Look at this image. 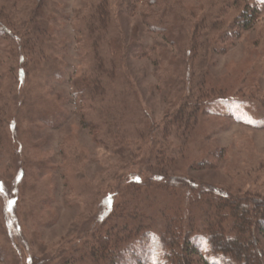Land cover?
I'll use <instances>...</instances> for the list:
<instances>
[{
    "label": "rangeland",
    "instance_id": "374dc122",
    "mask_svg": "<svg viewBox=\"0 0 264 264\" xmlns=\"http://www.w3.org/2000/svg\"><path fill=\"white\" fill-rule=\"evenodd\" d=\"M11 1H18L19 7L26 11L30 4L37 9L41 0ZM127 1L109 0L115 9L113 17L118 35L128 45L139 42L147 51L153 46H167V41L171 47L169 39L147 27L145 16L158 8H148L141 1L132 12L123 6ZM56 2L62 17L52 28L67 46L56 53L43 48L42 53L44 60H49L48 65L53 66V60L56 61L63 78L55 80L47 75V79L42 78L45 66L37 70L38 65L24 56L21 44L0 42V117L6 122V136L0 146V188L3 189L0 193V264H97L89 256L88 246L111 235L110 227L118 229L125 221L130 228L141 225V232L159 233L164 229L162 207H169L178 198L188 225L196 206L192 204L193 197L191 193L170 187V183L195 186L199 190L225 188L244 193L254 190L264 198V173L256 169L264 160V0L251 1L261 11L257 25L226 53L211 57L214 64L204 67L209 90L203 104L205 123L190 143L193 152L176 159L170 176L163 181L150 168L157 164L152 158L153 138L140 142L141 151L129 161L130 155L125 154L122 146L113 148L94 139L96 131L84 125L83 114L73 95L72 79L86 69V63L81 60L83 55L77 51L81 35L74 29L75 16L102 1ZM174 2L187 10L200 5L198 0ZM13 13L17 21L22 19L17 12ZM174 52L178 56L182 49ZM52 53L56 55L54 59L49 55ZM126 55L127 52L124 67L142 108L156 123H164L174 92L157 87L156 67L148 58ZM29 62L32 66L27 77L20 79L19 70ZM183 70L184 74L190 73V69ZM41 80L47 103L52 106L60 101L65 111L63 117L56 109H47L43 104L37 109L29 107L32 97L34 104H41L36 99L41 95L38 92ZM170 140L175 147L174 138ZM131 146L134 148L128 149L136 152V145ZM216 147L224 149L226 157L217 167L191 168L195 160L208 157L210 148ZM68 162L69 165L71 162L70 168L63 174L62 167ZM137 177L144 188L140 196L133 184V178ZM106 196L107 208L104 207ZM126 206L129 210L124 212ZM111 211L110 219L101 224V217L105 218ZM116 219L120 223L115 224ZM260 239L259 248L264 254V239ZM206 252L203 248V254Z\"/></svg>",
    "mask_w": 264,
    "mask_h": 264
},
{
    "label": "trees",
    "instance_id": "16d2710c",
    "mask_svg": "<svg viewBox=\"0 0 264 264\" xmlns=\"http://www.w3.org/2000/svg\"><path fill=\"white\" fill-rule=\"evenodd\" d=\"M100 1V5L75 16L74 29L81 35L77 40V51L83 55L81 60L86 63V69L72 79L73 95L83 114L84 125L97 132L94 139L113 148L122 146L125 154L130 155L129 161L141 151L140 142L153 138L152 158L157 164L150 168L154 176L163 181L170 176L176 159L188 151L193 152L190 143L205 123L203 104L209 96L206 65L214 64L211 57L226 53L244 33L252 30L261 11L252 0H198L200 5L188 10L181 9L174 0H128L123 6L132 12L141 1L148 8H158L145 16L147 27L163 34L173 48L168 47L167 41V46H153L147 51L139 42L128 45L118 35L114 7L109 0ZM19 6L18 1H0V42L21 44L24 56L29 57L30 62L32 59L33 65H38L37 70L45 66L42 78L46 75L55 80L63 78L62 70L57 69L53 60L56 51L67 46L52 28L60 15L62 17L58 3L41 0L37 9L30 4L26 11ZM13 12L22 19L17 21ZM43 48L55 52L49 54L54 67L48 65L49 60H44ZM174 49H182L181 54L175 56ZM125 52L138 59L148 58L156 67L157 87L174 92L172 107L164 123H156L142 108L124 67ZM30 62L19 70L20 79L27 77ZM184 68L190 69V73L184 74ZM38 88L41 95L36 99L41 104H34L32 97L31 110L43 104L47 109H56L63 117L65 111L60 101L52 106L47 103L42 80ZM5 123L0 117V146L6 136ZM170 138H174L175 147L169 143ZM131 145H136V152L128 149ZM223 159H226L224 149L210 148L208 157L195 160L191 168H215ZM68 165L69 162L62 167L63 174L67 173L71 162ZM256 169L264 173V160ZM71 171H76L74 165ZM138 177L133 178V184L140 196L144 188ZM172 184L170 187L191 193L193 197L192 204L196 206L192 209L194 216L190 213L188 225H185L187 215L178 198L169 207L165 205L161 209L162 231L141 232V225L130 228V224L123 221L121 228L110 227L111 235H105L101 241L94 242L95 245H87L92 260L97 264H264V254L259 248V239H264V198L254 190L245 193L225 188L199 190L195 186ZM104 207H108L107 196ZM128 210L126 206L124 212ZM111 215L112 211L105 218L101 217V224ZM119 221L116 219L115 224ZM203 248H206V254H203Z\"/></svg>",
    "mask_w": 264,
    "mask_h": 264
},
{
    "label": "snow or ice",
    "instance_id": "6c2138e0",
    "mask_svg": "<svg viewBox=\"0 0 264 264\" xmlns=\"http://www.w3.org/2000/svg\"><path fill=\"white\" fill-rule=\"evenodd\" d=\"M3 192V189L2 188H0V193H2Z\"/></svg>",
    "mask_w": 264,
    "mask_h": 264
}]
</instances>
